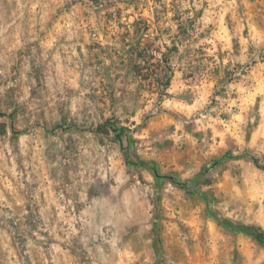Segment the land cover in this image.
<instances>
[{
    "label": "rangeland",
    "instance_id": "374dc122",
    "mask_svg": "<svg viewBox=\"0 0 264 264\" xmlns=\"http://www.w3.org/2000/svg\"><path fill=\"white\" fill-rule=\"evenodd\" d=\"M235 30L264 0H0V264H264V76L200 82Z\"/></svg>",
    "mask_w": 264,
    "mask_h": 264
},
{
    "label": "crops",
    "instance_id": "0c3cea01",
    "mask_svg": "<svg viewBox=\"0 0 264 264\" xmlns=\"http://www.w3.org/2000/svg\"><path fill=\"white\" fill-rule=\"evenodd\" d=\"M235 33L239 34L237 41H231L229 46L219 44L222 53L215 54V58L212 61L214 68L217 66L218 70H214V73H212L209 71V67L203 74H200V82H205L202 86L206 90H208L207 87L212 89L210 83H217L225 77V74H223L225 69L223 67L226 68L227 65L229 68H232V72L230 73L232 79L230 83L234 85L236 90H240V92L244 91L245 94L249 88V80L253 76L258 74L261 77L264 76V57L261 61L256 62L255 65H252L255 52L250 37H248V30H235ZM215 45L218 44H212L211 47L216 49L214 47Z\"/></svg>",
    "mask_w": 264,
    "mask_h": 264
},
{
    "label": "trees",
    "instance_id": "16d2710c",
    "mask_svg": "<svg viewBox=\"0 0 264 264\" xmlns=\"http://www.w3.org/2000/svg\"><path fill=\"white\" fill-rule=\"evenodd\" d=\"M245 155H250V154H245ZM250 157H252V159L254 160V161H258V158L257 157H254V156H250ZM180 183H182V182H180Z\"/></svg>",
    "mask_w": 264,
    "mask_h": 264
}]
</instances>
